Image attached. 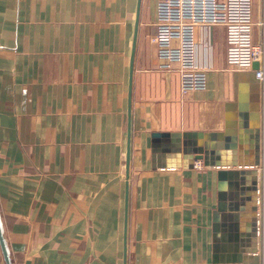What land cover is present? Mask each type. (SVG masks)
I'll return each mask as SVG.
<instances>
[{"label":"crops","instance_id":"crops-1","mask_svg":"<svg viewBox=\"0 0 264 264\" xmlns=\"http://www.w3.org/2000/svg\"><path fill=\"white\" fill-rule=\"evenodd\" d=\"M157 6L0 0V264H241L217 262L214 244L251 249L246 198L239 240L214 241L217 168L173 151L161 160L179 167L153 162V133L223 132L235 96L221 27L197 29L210 71L205 89L182 92L180 65L166 68L152 41ZM239 123L225 153L247 173L256 142ZM253 178L228 192L247 197Z\"/></svg>","mask_w":264,"mask_h":264},{"label":"water","instance_id":"water-1","mask_svg":"<svg viewBox=\"0 0 264 264\" xmlns=\"http://www.w3.org/2000/svg\"><path fill=\"white\" fill-rule=\"evenodd\" d=\"M260 34H262V30H260ZM258 68L259 64L255 62L250 71L234 72L235 96L233 102L225 105L226 126L223 132L211 134L201 132L153 133L151 135L153 162L157 161L159 168L175 169L179 167L176 164L168 165L161 160V152L173 151L174 153H182L188 158L192 155L194 161L202 163L205 167L218 169V204L213 212V233L216 243L219 240H224L222 233L225 234L227 231L230 232L229 240H239L238 226L234 223V219L237 220L238 215H234L233 212L243 210L244 198L250 202L251 223L247 230L248 240L251 242L249 248L251 249L241 252L238 250L236 252H224L219 249V245L214 244V258L220 263L264 264V173H262L264 172V129L261 130L264 127V120L262 119L260 122L263 114H259L260 103L261 105L264 104V96L259 97V101L255 96L252 100V106L249 107L247 105L249 98L246 95L248 85L254 90L260 89L259 80L255 73ZM242 81L246 82L245 85ZM237 121L240 122L241 127L250 128L247 131L256 142L255 159L253 163L247 165L251 168V171L247 173L232 170L231 167L238 165L231 163L225 153L229 149H235ZM189 168H193V164H190ZM255 168L261 171V175ZM246 174L254 177L251 185L246 187L250 194L245 197L244 187H241V192H228V184H235L236 186L243 184ZM240 198L241 203H239Z\"/></svg>","mask_w":264,"mask_h":264},{"label":"built area","instance_id":"built-area-1","mask_svg":"<svg viewBox=\"0 0 264 264\" xmlns=\"http://www.w3.org/2000/svg\"><path fill=\"white\" fill-rule=\"evenodd\" d=\"M252 3L253 0H158L157 34L152 41L166 68H171V63L180 65L183 93L205 89L210 71L197 62L198 28L221 27L232 71H250L257 62L256 78L264 85V33L258 42L253 41V28L259 25L252 20Z\"/></svg>","mask_w":264,"mask_h":264},{"label":"rangeland","instance_id":"rangeland-1","mask_svg":"<svg viewBox=\"0 0 264 264\" xmlns=\"http://www.w3.org/2000/svg\"><path fill=\"white\" fill-rule=\"evenodd\" d=\"M255 2L257 3V10L255 12V17L257 16L259 20L255 21L254 23L258 24L259 25V21L262 20V17H263V8H264V2L263 0H253V3H252V20H254L255 18H253V13L255 11ZM260 30H262V28L260 26H255L253 28V41L254 42H257L259 40V36L261 37L262 34H260ZM262 33H263V30H262ZM257 35H258V39H257Z\"/></svg>","mask_w":264,"mask_h":264},{"label":"bare ground","instance_id":"bare-ground-1","mask_svg":"<svg viewBox=\"0 0 264 264\" xmlns=\"http://www.w3.org/2000/svg\"><path fill=\"white\" fill-rule=\"evenodd\" d=\"M259 26L262 28L263 33H264V15L262 17V20L259 21Z\"/></svg>","mask_w":264,"mask_h":264}]
</instances>
